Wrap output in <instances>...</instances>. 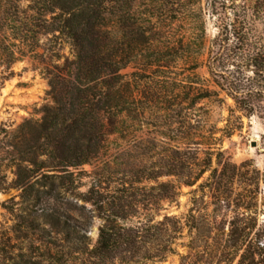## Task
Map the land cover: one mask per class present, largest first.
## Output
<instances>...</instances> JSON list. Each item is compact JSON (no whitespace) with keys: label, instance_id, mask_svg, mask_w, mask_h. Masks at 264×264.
I'll use <instances>...</instances> for the list:
<instances>
[{"label":"trees","instance_id":"trees-1","mask_svg":"<svg viewBox=\"0 0 264 264\" xmlns=\"http://www.w3.org/2000/svg\"><path fill=\"white\" fill-rule=\"evenodd\" d=\"M62 41L72 58L58 52ZM28 55L43 66L49 102L40 118L0 127V193L18 189L36 203L58 188H79L84 173L91 177L84 200L102 220L92 256L164 259L176 252L182 226L168 215L155 221L156 211L209 172L199 187L238 211L210 222L217 264H264V242L253 235L264 172L216 147L217 130L231 136L244 116L261 120L264 146V0H0V95ZM223 92L235 107L218 129L201 102L224 101ZM170 176L177 183L159 181ZM146 182L154 184L141 199L116 194ZM0 207L14 211L1 200Z\"/></svg>","mask_w":264,"mask_h":264},{"label":"rangeland","instance_id":"rangeland-1","mask_svg":"<svg viewBox=\"0 0 264 264\" xmlns=\"http://www.w3.org/2000/svg\"><path fill=\"white\" fill-rule=\"evenodd\" d=\"M206 19L208 37H213L216 33L215 20L208 15ZM46 43V39H43L42 44ZM56 48L60 54L72 58L71 48L66 42H58ZM42 67V64L30 55L13 65L14 76L5 82L1 90L0 127L15 128L25 119L41 117V107L49 102L47 96L49 85ZM132 71H134L132 65L124 70ZM173 71L181 70L174 68ZM198 73L204 78H209L206 68H200ZM174 77L181 79V76ZM220 98L224 101L214 97L203 100L201 104L209 110V124L223 129L230 118V109L235 106L234 101L224 92ZM235 115L241 113L235 112ZM243 123V129L236 130L231 136L217 130L216 137L221 140L216 147H221L233 162L241 164L249 161L264 172L261 120L256 116L251 119L244 116ZM254 140L258 142L256 147L252 146ZM120 142L125 144L122 140ZM175 143L171 142L172 145ZM83 169L91 171L92 166L87 164ZM208 175L209 172L193 186L182 185L180 195L173 201H162L159 211H156L155 221H160L164 215H168L180 221L182 226V232L177 234L173 245L176 252L168 253L164 259L143 260L129 256L126 259L120 257L102 259L92 256L90 250L97 243L102 220L94 206L84 200V194L91 184V177L84 173L79 174L77 178L79 188L71 190L58 188L52 195L42 196L36 203L33 200L25 201L21 197V190L18 189L13 188L0 193V200L4 201L5 205L14 207L13 212L0 207V264H217L219 243L217 231L211 228L210 222L215 218L221 221L223 217L231 220L238 211L233 206L226 208L217 205L213 193L199 187ZM9 176L12 179L11 173ZM177 180V177L170 176L159 181L177 183ZM153 184L154 182L136 183L133 188L118 191L116 194L126 201L141 199L149 194L148 189ZM107 185L110 190H115L118 183L110 181ZM143 185L147 190L140 188ZM263 187L264 180L261 181L262 190L253 213L256 223L253 235L257 240L264 242ZM57 217L60 218V222H57ZM132 221L136 222L137 219L132 218ZM247 223L251 225L253 221L249 220ZM169 224L173 227L174 221ZM73 228L79 233H75ZM225 232H228L227 224Z\"/></svg>","mask_w":264,"mask_h":264},{"label":"water","instance_id":"water-1","mask_svg":"<svg viewBox=\"0 0 264 264\" xmlns=\"http://www.w3.org/2000/svg\"><path fill=\"white\" fill-rule=\"evenodd\" d=\"M257 145H258L257 140L252 141V146H253V147H256Z\"/></svg>","mask_w":264,"mask_h":264}]
</instances>
